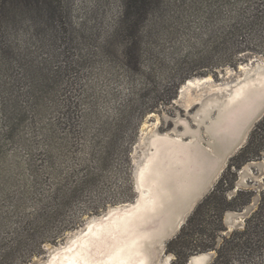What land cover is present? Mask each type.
I'll use <instances>...</instances> for the list:
<instances>
[{
    "label": "trees",
    "instance_id": "trees-1",
    "mask_svg": "<svg viewBox=\"0 0 264 264\" xmlns=\"http://www.w3.org/2000/svg\"><path fill=\"white\" fill-rule=\"evenodd\" d=\"M69 11L68 0H0V115L6 133L13 137L30 112L37 117L48 102L55 103L69 74L90 62L110 60L108 49L134 76L130 113L138 123L133 133L125 134L126 123L134 121L130 115L109 124L80 113L78 104L65 95L58 119L37 132V143L24 139L25 160L4 170L6 181L0 179V194L7 201L0 209V230L6 225L11 230L8 238L0 235V264H31L46 245L57 243L85 216L130 201L132 151L144 117L158 111L164 97L172 103L190 78L227 64L236 67L245 51L264 52V0H124L121 17L103 47L91 40L96 54L80 48L83 38L78 33L85 30L70 26ZM263 152L264 118L212 193L168 243L179 264L210 251L216 252L211 264H264V194L245 230L216 245L226 230L225 212L238 210L233 200L227 201L234 188L229 174L236 176L232 170ZM210 233L212 242L207 239ZM188 237L191 243L184 247Z\"/></svg>",
    "mask_w": 264,
    "mask_h": 264
},
{
    "label": "rangeland",
    "instance_id": "rangeland-1",
    "mask_svg": "<svg viewBox=\"0 0 264 264\" xmlns=\"http://www.w3.org/2000/svg\"><path fill=\"white\" fill-rule=\"evenodd\" d=\"M68 1L70 26L76 30H85L83 33L81 31L78 33L83 38V46L80 48L83 51L88 48L95 51L96 54L95 43H100V46L103 47L106 39L112 35L115 23L121 17L124 0ZM86 39H88V42ZM91 40L95 43H92ZM261 50L245 51L239 55L241 62L237 61L236 67H233V64H227L223 68L210 69L208 75L190 78L181 86L177 98L172 103L170 102L171 104L167 96L162 97L164 103L161 102L162 105L158 111L147 114L139 124L138 138L132 151L131 178L134 197L130 201L109 206L106 211L97 215L85 216L79 226L67 232L57 243L46 245L44 252L41 255H36L31 264H38L46 260L52 247L60 248L66 246L67 243L72 244L71 238L84 230L88 223L100 221L103 215L110 210L125 204H133L136 201L138 197L136 169L142 161H144L142 164L144 166L146 160L151 156L152 151L149 154V139L153 131L163 138L168 137L173 141H178L184 147V155L188 159V163L191 162L190 170L205 179L208 178L206 170L218 163L216 150L219 147H223L232 139L243 135L244 148L255 127L264 118V112L258 117L256 116L258 108L264 104V90L250 93L244 100L232 105L227 102L235 94L237 88L248 81H253L258 77L259 72L264 73V52L262 53ZM112 51L113 49H108L107 52L109 53L107 57L110 60L106 59L104 62L94 64L90 62L78 71L69 74V77H66L60 85L55 103L48 102L46 113L43 112L37 117H35L36 114L30 112L25 123L19 127L13 137L6 133L7 128L0 115V169L5 173V175L0 176L1 182L7 180L5 171L8 168L13 169L14 166H18L19 163L21 164L25 160L27 151L22 143L24 139L27 143L30 141H33L34 144L37 143L40 140V135L37 132L44 129L48 123L58 119L59 113L64 107L63 101L65 100L63 98L66 97L65 95L71 98V102L78 104L80 113L84 112L99 116L109 124L119 119L128 120V115H130L131 121H134L131 125L129 122L126 123L129 127H126V130L124 129V133L128 135L133 133L138 123L137 116L134 118L133 114L134 76L131 78L127 74L126 69L119 63L117 55ZM259 95L261 96L257 97ZM217 96L220 98L218 102L227 99L224 107L231 108L230 111L221 114L220 109L223 106L219 108L210 103L211 99ZM206 105H209V113L206 118H202ZM93 111L96 112L93 113ZM130 111L133 113H130ZM215 137L218 139L217 143H215ZM240 151L241 149L231 158L225 160L222 164L224 169L214 182L212 189L192 205L182 227L194 214L198 206L212 193L222 175L227 171L231 159ZM235 172L236 176L229 174V181L234 184V188L227 193V201L233 200L232 205L238 210L225 212L223 223L226 230L219 234L217 246L222 245L225 238L230 239L234 231H244L246 221L260 209L264 194V152L260 157H254L251 161L245 163L240 170H232V173ZM1 182L0 191L3 188ZM235 197L238 198L234 200ZM5 202L7 204L5 195L0 194V209L6 205ZM156 224L149 225L148 231L155 230ZM182 227L174 237L181 232ZM208 229L212 233L215 231L214 226L208 227ZM10 231L9 225H6L0 230V235L8 238ZM174 237L163 241L150 237L149 242L145 245L147 264H179L176 255L168 251V243ZM207 239L212 242L211 233ZM189 242L191 243L190 237L188 239L184 238L183 246H187ZM204 242L210 243L207 240ZM260 245L264 246V238L260 240ZM201 255L209 256L206 264H211L216 258L215 251L199 253L191 255L186 264H190L193 258Z\"/></svg>",
    "mask_w": 264,
    "mask_h": 264
},
{
    "label": "bare ground",
    "instance_id": "bare-ground-1",
    "mask_svg": "<svg viewBox=\"0 0 264 264\" xmlns=\"http://www.w3.org/2000/svg\"><path fill=\"white\" fill-rule=\"evenodd\" d=\"M263 74L259 72L253 81L237 88L227 103L232 105L244 100L250 93L263 91ZM159 137H151V147L155 149L144 166L139 168L140 194L136 203L129 209L113 210L100 221L88 224L71 238L72 244L67 243L59 251L56 250L48 264H147L145 245L150 237L156 239L161 233L159 217L165 210L173 208L168 204L174 199L171 190L184 191L179 185L183 183L189 165L184 147L178 141ZM152 224H156V229L148 231ZM204 260L200 257L194 264H204Z\"/></svg>",
    "mask_w": 264,
    "mask_h": 264
},
{
    "label": "water",
    "instance_id": "water-1",
    "mask_svg": "<svg viewBox=\"0 0 264 264\" xmlns=\"http://www.w3.org/2000/svg\"><path fill=\"white\" fill-rule=\"evenodd\" d=\"M260 96L261 95H259L257 97H260ZM219 99H220L219 96L213 97L211 99L210 103L215 104L219 108L221 106H223V108L220 109L221 114H224V113L230 111L231 108L224 107L227 99L223 100L222 102H218ZM262 112H264V104L258 108V113L256 114V116L258 117ZM208 113H209V105H206L204 108V111H203L202 118H206ZM153 135H157L155 133V131L152 132V135L150 136V139H149V148H150L149 151H153L155 149L154 147H151V137ZM215 140H216L215 143H217V140H218L217 137H215ZM244 143H245V140L243 138V135H240L238 138L232 139L228 144L223 145V147H219L220 149L218 148L216 150V154H217L216 157H217L218 163L216 166L208 168V170H206L208 172V178H206V179L202 178L200 175H196L193 170L192 171L190 170L191 162L189 165H187L188 169H186L184 181H183V183L181 182V186L178 184L179 181H176L177 185H179V188L182 187V188H184V191H185V189L187 191L183 194L182 192H184V191H180V190L177 191L178 189H175V188L171 190L172 195L174 196V199L171 200L170 202H168V204L172 205L173 208H169L168 210H165L166 212H163L162 215L159 217V223L160 224H158V225H160V228H161L160 232L161 233L159 235H157L158 241H163V240L170 239V238L174 237L176 232H178V230H180V228L184 224V221H185L190 209L192 208V205L195 204L196 202H198L203 196H205L207 194V192L209 190L212 189L214 182L217 180V178L220 176V174L222 173V171L224 169L222 164L225 162V160H227L228 158H231L240 149H242L244 146ZM143 162L144 161H142L136 169V185H137L138 197L140 194L139 186H138V174H139V168L142 166ZM183 167H185V166H183ZM177 169H179V168H177ZM187 174L189 177L187 176ZM192 176H194V177H192ZM185 184H186V186H184ZM138 197H137V199H138ZM137 199H136V201H137ZM136 201L133 204H125V205L120 206L118 208H114V209L110 210L109 212H111L113 210H117V209H127V208L129 209L130 207H132L136 203ZM108 213L104 214L103 217H105ZM90 223H88V224H90ZM62 247H64V246H62ZM62 247H60V248H62ZM60 248L52 247L50 249V252L48 254L47 259L44 261H41L38 264H48L53 253L56 250H59ZM200 257L205 258L204 264H206L208 262L209 256L208 255H201V256H197V257L193 258L191 260L190 264H194L195 260L200 258Z\"/></svg>",
    "mask_w": 264,
    "mask_h": 264
}]
</instances>
